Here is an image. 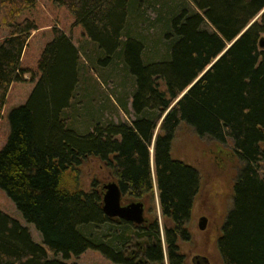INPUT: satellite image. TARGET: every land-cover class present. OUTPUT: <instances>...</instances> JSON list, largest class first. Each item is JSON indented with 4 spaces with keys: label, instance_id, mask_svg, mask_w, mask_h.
<instances>
[{
    "label": "trees",
    "instance_id": "obj_1",
    "mask_svg": "<svg viewBox=\"0 0 264 264\" xmlns=\"http://www.w3.org/2000/svg\"><path fill=\"white\" fill-rule=\"evenodd\" d=\"M36 1L0 0V27L8 29L0 41V118L10 85L26 71L21 57L38 28L17 17ZM144 1L53 0L97 47L96 62L115 58L134 77V118L90 123L84 132L72 126L70 109L93 77L82 45L52 27L37 62L40 75L25 103L10 112V133L0 150V187L41 233L42 243L0 210V264H78L49 259L48 252L67 259L86 249L121 264H164L165 257L168 264H183L177 241L189 238L185 223L200 175L171 154L182 123L199 136L231 139L243 163L217 239L224 264H264V0L162 3L168 14L156 21L168 39L164 58L145 62L130 24ZM117 106L128 112L125 101ZM90 157L118 184L122 199L147 207L156 191L164 240L157 218L137 225L103 213V182L93 179L85 190L80 181V166ZM131 242L135 254L126 253Z\"/></svg>",
    "mask_w": 264,
    "mask_h": 264
},
{
    "label": "rangeland",
    "instance_id": "obj_2",
    "mask_svg": "<svg viewBox=\"0 0 264 264\" xmlns=\"http://www.w3.org/2000/svg\"><path fill=\"white\" fill-rule=\"evenodd\" d=\"M181 1L177 0L178 3ZM144 2L138 13L134 14L135 19L130 20L131 34L143 43L141 53L143 61L149 59L156 61L164 58L168 42L162 33L163 23L157 22V17L160 15L166 17L168 14L167 8H162V3L177 2L172 0ZM24 18L31 19L38 28L31 32L21 57V67L26 70L22 80L14 81L7 92L0 118V150L10 133V112L25 103L40 75L37 62L45 44L53 37L54 26L63 30L76 46L82 45L85 49L84 54L87 53L92 59V63L88 62L86 56L82 54L83 60L88 64V76L93 79L87 80V91H79L76 103L74 102V107L70 109L73 116L72 126L84 132L92 129L90 123L130 122L134 118L131 108L132 93L135 89L134 77L123 67L121 61L116 64L115 58L104 65L95 61L99 55L97 47L87 39L82 26L74 24V18L65 6L57 5L53 0H37L36 5L21 12L17 20ZM7 35L8 29L0 27V41ZM120 100L126 102L128 112H123L117 106ZM171 154L195 166L200 175L199 189L193 201L190 217L185 223L189 238L177 241L178 253L184 258L183 264H196L197 260H200L199 264H224L218 251L217 239L226 215L232 207L233 185L243 163L234 151L231 139L221 142L209 136H199L185 123L180 124L174 132ZM99 164L93 157L87 158L81 164L80 181L85 190L90 188L93 179L103 183L110 180ZM0 210L27 226L34 242L42 243L41 233L24 219L15 203L1 187ZM203 215L207 219L205 228L201 230L198 225ZM145 217L157 218L161 239L164 240L165 219L158 210L155 190L152 201L145 206ZM130 249L136 250L132 242L127 246L126 253ZM138 254L137 252V256ZM48 258L78 264H121L107 259L100 251L94 249H86L79 256L71 255L67 259H63L60 254L53 255L48 252ZM164 264H168L166 257Z\"/></svg>",
    "mask_w": 264,
    "mask_h": 264
},
{
    "label": "water",
    "instance_id": "obj_3",
    "mask_svg": "<svg viewBox=\"0 0 264 264\" xmlns=\"http://www.w3.org/2000/svg\"><path fill=\"white\" fill-rule=\"evenodd\" d=\"M259 47L264 48V36L259 39ZM102 189V210L107 217L122 219L137 225L146 221L145 205L142 200L122 199L120 188L114 180L104 182ZM198 226L201 230L205 228V217H200Z\"/></svg>",
    "mask_w": 264,
    "mask_h": 264
},
{
    "label": "flooded vegetation",
    "instance_id": "obj_4",
    "mask_svg": "<svg viewBox=\"0 0 264 264\" xmlns=\"http://www.w3.org/2000/svg\"><path fill=\"white\" fill-rule=\"evenodd\" d=\"M201 217H205V222H206V219H207L206 216L203 215V216H201ZM130 251H131V253H134V254H135V250H131V249H130L129 252H130ZM199 261H200V260H197V261H196V264H199Z\"/></svg>",
    "mask_w": 264,
    "mask_h": 264
},
{
    "label": "crops",
    "instance_id": "obj_5",
    "mask_svg": "<svg viewBox=\"0 0 264 264\" xmlns=\"http://www.w3.org/2000/svg\"><path fill=\"white\" fill-rule=\"evenodd\" d=\"M72 42L74 43V41L72 40Z\"/></svg>",
    "mask_w": 264,
    "mask_h": 264
}]
</instances>
